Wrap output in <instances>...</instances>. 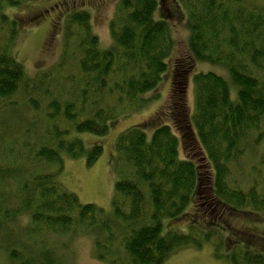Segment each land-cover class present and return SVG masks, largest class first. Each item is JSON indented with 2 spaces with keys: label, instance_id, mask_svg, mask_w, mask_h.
<instances>
[{
  "label": "trees",
  "instance_id": "obj_1",
  "mask_svg": "<svg viewBox=\"0 0 264 264\" xmlns=\"http://www.w3.org/2000/svg\"><path fill=\"white\" fill-rule=\"evenodd\" d=\"M1 1L0 229L26 214L32 223L29 236L81 231L93 238L96 257L105 263L161 264L178 249L201 247L216 235L213 226L205 229L196 222L187 233L164 232L163 220L180 217L195 199L205 200L215 212L214 225L233 211H264V193L260 196L254 182L242 187L231 172L232 165L239 174L242 158L264 144V6L249 0H180L188 12L195 60L220 65L230 77L215 72L194 76L192 124L213 175L180 158L179 137L170 125L157 127L150 138L144 127H131L116 143L120 178L112 210L106 211L81 203L62 183L63 155L86 156L94 164L102 144L88 145L78 134L106 135L120 112L140 107L144 94L159 85L174 45L168 21L155 17L160 1L121 0L110 24L113 45L106 50L99 47L86 12L68 16L61 60L32 79L12 54L17 25ZM5 1L14 6L27 0ZM17 96L46 122H31L33 115L23 120ZM44 124L42 139L26 143L29 131ZM23 245L9 247L10 257L29 264L25 256L35 246ZM227 257L232 264H264V254L251 249L232 250Z\"/></svg>",
  "mask_w": 264,
  "mask_h": 264
},
{
  "label": "rangeland",
  "instance_id": "obj_2",
  "mask_svg": "<svg viewBox=\"0 0 264 264\" xmlns=\"http://www.w3.org/2000/svg\"><path fill=\"white\" fill-rule=\"evenodd\" d=\"M159 1L155 17L168 21L174 39L168 68L159 85L144 94L140 107H130L120 112L106 135L87 132L78 134L88 145L102 144L103 153L94 164L89 165L86 156L70 158L63 155L64 169L59 175L62 183L77 194L81 203H95L106 211L112 210V199L120 178L115 166L116 143L119 136L131 127H144L150 138L157 127L170 125L179 137L180 158L193 160L201 165L202 173L210 170L213 175L212 164L207 160L197 130L192 124L196 108L194 76L197 73L215 72L230 80L229 72L220 65L195 60L189 50L190 30L186 8L180 0ZM249 1L256 7L264 6V0ZM120 2L121 0H27L10 6L2 0L3 11L17 25L12 54L23 64L26 77L32 79L39 73L51 70L61 60L65 46L66 20L68 16L78 12H86L90 16L92 33L97 36L99 47L105 50L110 48L113 45L110 24L117 16ZM15 99L23 120L26 118L31 121L33 115L31 122L44 121L43 114L37 115V111L32 114L23 97L17 96ZM41 110L47 112L46 107ZM47 126L48 124H44L34 133L29 131L26 143L32 145L42 139ZM19 140L22 141L21 138ZM17 146H21L19 141ZM242 159L245 161L238 163L241 169L239 174L232 165L231 172L242 187L248 188L254 182L261 196L264 193V144L251 149ZM18 164L21 166V161L17 160L16 166ZM24 165L28 167L29 163L25 162ZM43 166V162L39 167L35 164L33 170ZM29 167L33 168V164ZM205 183L206 180L201 179V184ZM205 203V200L197 198L180 217L164 219V232L173 230L187 233L189 226L196 222L205 229L213 226L217 231L216 235L210 241H204L201 247L188 245L178 249L161 264H232L227 256L232 250L239 249H251L264 254V211L258 215L233 211L234 213L231 212L214 225L213 218L216 214L211 213ZM31 226L30 217L26 214L2 226L0 264H24L22 259L17 263L12 261L9 252V247L21 248L23 244L35 246L25 256L30 259L29 264H108L96 257L93 238L84 232H63L59 235L44 231V235L48 237L45 238L42 232L29 236L27 232ZM215 246H219V254ZM42 248L50 252L46 254Z\"/></svg>",
  "mask_w": 264,
  "mask_h": 264
},
{
  "label": "bare ground",
  "instance_id": "obj_3",
  "mask_svg": "<svg viewBox=\"0 0 264 264\" xmlns=\"http://www.w3.org/2000/svg\"><path fill=\"white\" fill-rule=\"evenodd\" d=\"M263 52V51H262Z\"/></svg>",
  "mask_w": 264,
  "mask_h": 264
}]
</instances>
